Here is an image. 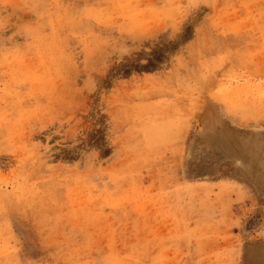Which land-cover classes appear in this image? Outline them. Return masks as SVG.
Returning a JSON list of instances; mask_svg holds the SVG:
<instances>
[{
  "label": "rangeland",
  "instance_id": "374dc122",
  "mask_svg": "<svg viewBox=\"0 0 264 264\" xmlns=\"http://www.w3.org/2000/svg\"><path fill=\"white\" fill-rule=\"evenodd\" d=\"M0 264H264V0H0Z\"/></svg>",
  "mask_w": 264,
  "mask_h": 264
}]
</instances>
